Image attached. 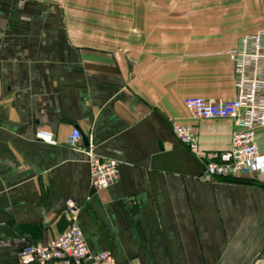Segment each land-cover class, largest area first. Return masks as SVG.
<instances>
[{"label": "crops", "instance_id": "1", "mask_svg": "<svg viewBox=\"0 0 264 264\" xmlns=\"http://www.w3.org/2000/svg\"><path fill=\"white\" fill-rule=\"evenodd\" d=\"M260 28L264 0H0V264L60 234L68 198L117 264H264V127L251 173L214 181L173 131L230 146L232 119L183 100L235 97L227 51ZM74 127L118 161L108 187L66 143Z\"/></svg>", "mask_w": 264, "mask_h": 264}, {"label": "built area", "instance_id": "2", "mask_svg": "<svg viewBox=\"0 0 264 264\" xmlns=\"http://www.w3.org/2000/svg\"><path fill=\"white\" fill-rule=\"evenodd\" d=\"M227 55L232 63L235 97L189 96L183 103L195 117L232 119L230 146L207 153L200 146L191 124L177 123L173 127L176 137L203 161V176L210 181L250 174L260 155L257 129L264 127V28L241 35ZM36 136L55 143L49 132L39 131ZM66 143L88 158L94 189L106 188L115 181L118 161L95 154L90 144L83 145L78 128L72 129ZM64 214L68 219L67 227L46 242L24 245L18 252L20 264H117L109 251H90L78 223L79 206L72 198L67 199Z\"/></svg>", "mask_w": 264, "mask_h": 264}, {"label": "water", "instance_id": "3", "mask_svg": "<svg viewBox=\"0 0 264 264\" xmlns=\"http://www.w3.org/2000/svg\"><path fill=\"white\" fill-rule=\"evenodd\" d=\"M82 140H83L84 145H88V139L83 137Z\"/></svg>", "mask_w": 264, "mask_h": 264}]
</instances>
